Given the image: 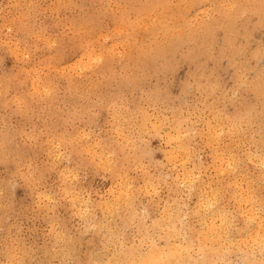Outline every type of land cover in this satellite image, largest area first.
Segmentation results:
<instances>
[{
  "label": "clouds",
  "instance_id": "9594fccd",
  "mask_svg": "<svg viewBox=\"0 0 264 264\" xmlns=\"http://www.w3.org/2000/svg\"><path fill=\"white\" fill-rule=\"evenodd\" d=\"M0 264H264V0H0Z\"/></svg>",
  "mask_w": 264,
  "mask_h": 264
}]
</instances>
